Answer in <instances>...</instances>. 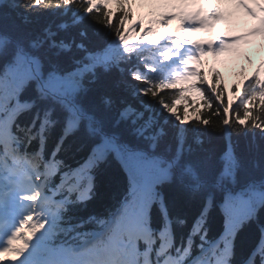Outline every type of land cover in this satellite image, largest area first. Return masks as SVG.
I'll list each match as a JSON object with an SVG mask.
<instances>
[{"label":"trees","instance_id":"obj_1","mask_svg":"<svg viewBox=\"0 0 264 264\" xmlns=\"http://www.w3.org/2000/svg\"><path fill=\"white\" fill-rule=\"evenodd\" d=\"M123 5L111 11L71 0H0V95L14 58L33 71L14 90L15 104L3 109L6 119L16 116L17 138L30 152L53 158L60 174L102 150L84 171L93 179L89 198L73 200L62 228L87 218L96 224L135 180L150 174L164 180L150 193L148 221L160 229L170 221L171 250L187 237L194 251L201 239L211 240L232 203L240 221L219 257L238 264L259 247L264 260V98L249 99L245 89L235 104V88L212 74L215 97L207 93L200 108L185 111L173 104L172 92L142 89L139 57L118 48L117 65H95L123 34L129 19ZM89 64L92 72L76 76L69 95L60 94L61 81Z\"/></svg>","mask_w":264,"mask_h":264},{"label":"rangeland","instance_id":"obj_2","mask_svg":"<svg viewBox=\"0 0 264 264\" xmlns=\"http://www.w3.org/2000/svg\"><path fill=\"white\" fill-rule=\"evenodd\" d=\"M95 1L104 2L110 9H114L113 4H111L109 0H95ZM142 1L143 0H134V3L136 6H139L142 3ZM155 11H156L155 9L154 10L148 9V13L150 14L153 20H158V19L162 20L163 18L161 16H158ZM156 15L158 16V18H156ZM162 23H164V21H162ZM255 53H256L255 51H250L246 53L244 56L238 57L234 63H228L227 65L220 66V72L223 74L224 78L228 82L235 80L236 77H238L240 74H243L244 71L248 68L250 64V58ZM127 113L130 112L127 110ZM188 117H192V114H189ZM12 140H14V138H12ZM8 142H10V140ZM48 172L52 174L56 173L55 169L51 166L48 169ZM76 178H78V176L75 177V179ZM72 189H73L72 186H68L67 188L68 191H71ZM84 197H85V193L80 192V198H84Z\"/></svg>","mask_w":264,"mask_h":264},{"label":"bare ground","instance_id":"obj_3","mask_svg":"<svg viewBox=\"0 0 264 264\" xmlns=\"http://www.w3.org/2000/svg\"><path fill=\"white\" fill-rule=\"evenodd\" d=\"M134 185V187H136L137 185L139 186L140 184H138V183H136V184H133ZM87 186H88V184H87ZM129 191V190H128ZM123 198L125 197L124 195L122 196ZM135 203H133L132 205H134ZM124 211V210H123ZM124 213H126V212H124ZM127 214V213H126ZM6 222H7V224H6ZM5 223H4V226H5V228H8V224H9V221H6ZM141 224H143L142 222H141ZM141 227H142V225H141ZM160 229V228H159ZM158 229V230H159ZM170 230H172V228H169ZM167 231H169V230H165V232H166V234H168V232ZM153 235H154V237H161V235H162V233L161 232H159V233H156V232H154L153 233ZM147 237H149V238H151V236L150 235H147ZM157 240H158V242H160V240L157 238ZM134 245H142L143 243L142 242H134L133 243ZM155 246H157V247H160V245L159 244H157L156 242L155 243H153ZM152 260H148V262L147 263H149V264H151L152 262H151Z\"/></svg>","mask_w":264,"mask_h":264}]
</instances>
